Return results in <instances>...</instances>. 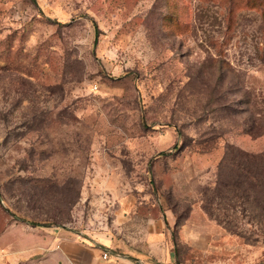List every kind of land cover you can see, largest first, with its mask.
<instances>
[{"label": "rangeland", "instance_id": "1", "mask_svg": "<svg viewBox=\"0 0 264 264\" xmlns=\"http://www.w3.org/2000/svg\"><path fill=\"white\" fill-rule=\"evenodd\" d=\"M257 110L264 0H0V264L109 229L114 178L178 216L181 264H264V213L201 208Z\"/></svg>", "mask_w": 264, "mask_h": 264}, {"label": "crops", "instance_id": "2", "mask_svg": "<svg viewBox=\"0 0 264 264\" xmlns=\"http://www.w3.org/2000/svg\"><path fill=\"white\" fill-rule=\"evenodd\" d=\"M123 186L116 178L107 182L120 203L112 209L110 228L92 233L73 231L72 238L58 235L57 240L54 235L47 242L56 243L49 253V264H178L171 235L177 216L150 190L139 193V202V197ZM190 218L183 221L184 227ZM104 252L109 253L108 258H103Z\"/></svg>", "mask_w": 264, "mask_h": 264}, {"label": "trees", "instance_id": "3", "mask_svg": "<svg viewBox=\"0 0 264 264\" xmlns=\"http://www.w3.org/2000/svg\"><path fill=\"white\" fill-rule=\"evenodd\" d=\"M245 129L252 136L264 134V110H257ZM215 169L214 186L205 187L201 192L203 210L225 227L230 225L237 212L260 210L264 213V152L251 153L228 145ZM212 210L218 212L214 214ZM178 264H181L179 259Z\"/></svg>", "mask_w": 264, "mask_h": 264}, {"label": "built area", "instance_id": "4", "mask_svg": "<svg viewBox=\"0 0 264 264\" xmlns=\"http://www.w3.org/2000/svg\"><path fill=\"white\" fill-rule=\"evenodd\" d=\"M102 256H103V258H108L109 253H108V252H104V253L102 254Z\"/></svg>", "mask_w": 264, "mask_h": 264}]
</instances>
